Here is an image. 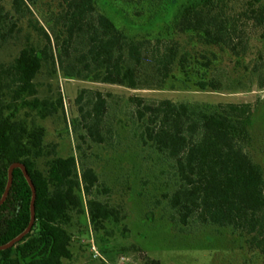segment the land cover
Listing matches in <instances>:
<instances>
[{
	"label": "trees",
	"instance_id": "obj_1",
	"mask_svg": "<svg viewBox=\"0 0 264 264\" xmlns=\"http://www.w3.org/2000/svg\"><path fill=\"white\" fill-rule=\"evenodd\" d=\"M12 1L15 14L32 15L30 6L36 0ZM58 1L62 11L57 22L64 30L51 29L57 54L53 53L50 33L35 19V28L47 41L45 46L38 50L28 45L13 64L8 67L0 64V201L14 163L25 166L36 188L33 228L11 248L0 251V264H64L65 260H71L72 236L67 227L72 223L73 212L79 215L85 212L82 192L87 197L95 229L120 219L116 208L94 198V190L102 185L93 169L82 168L80 172L74 156H57L56 147L44 144V128H29L14 115H6L12 103L19 101L34 109L42 105L38 99L29 102L25 97L36 95L34 81L43 65L50 64L54 72L58 66L66 79L139 90L148 84L142 76L146 68L153 71L154 86L161 88L178 60V51L173 47L164 52L156 47L151 53L148 41L129 38L110 18L97 11L94 0ZM228 1L189 0L178 8L174 28L196 35L206 45H227L237 31L226 14ZM263 2L248 0L243 13L256 26L264 25ZM9 16L7 13L5 18ZM197 87L202 91L218 90L217 84L206 81H198ZM6 94H10L12 103H4ZM82 99L83 94L77 103ZM131 101L135 106L138 142L164 155L175 169L176 189L164 194L173 211L170 219L182 227L231 229L247 237L250 246L260 250L264 258V171L248 152L252 142L251 105L202 107L171 100L147 102L139 97ZM107 110L108 101L101 93L95 94L91 108H79L81 125L98 144L106 141L102 129ZM53 113L54 109L46 104L41 110L43 118ZM42 158L47 159L44 169L38 166ZM32 197L23 171L15 169L9 194L0 205V246L28 228Z\"/></svg>",
	"mask_w": 264,
	"mask_h": 264
},
{
	"label": "rangeland",
	"instance_id": "obj_2",
	"mask_svg": "<svg viewBox=\"0 0 264 264\" xmlns=\"http://www.w3.org/2000/svg\"><path fill=\"white\" fill-rule=\"evenodd\" d=\"M188 1L94 0L97 11L129 38L148 41L151 53L156 47L161 52L168 47L177 49L172 75L161 88L154 86L150 68L142 75L148 84L131 90L92 80L66 79L58 66L54 72L50 64H44L34 81L36 95L25 97L29 102L38 99L42 103L38 109L21 101L12 103L10 94L3 98L5 104L12 103L6 115H14L29 128L45 129L44 144L56 147L57 156H74L80 172L82 168L93 169L102 185L94 190V198L120 212L118 222L108 221L103 228L95 229L82 192L85 212L72 213L67 231L72 236L73 257L64 264H264L260 250L231 229L174 223L170 219L173 211L164 197L177 186L173 164L150 146H143L135 136L134 97L202 107L250 104L253 120L248 152L264 171V25L256 26L243 16L248 0H230L226 14L236 26V34L227 45H206L196 35L174 28L178 8ZM30 9L32 15L20 17L14 12L12 0H0V64L4 67L13 64L24 47L32 45L39 50L47 43L34 26L35 19L50 33L51 47L57 54L51 29L64 30L57 22L62 11L60 2L36 0ZM7 13L10 16L5 18ZM198 81L215 83L218 90L202 91ZM96 93L108 101L102 129L106 141L102 144L88 137L79 111L83 106L92 107ZM81 94L83 99L78 104ZM45 104L54 113L43 118ZM46 160L38 161L40 169L45 168Z\"/></svg>",
	"mask_w": 264,
	"mask_h": 264
},
{
	"label": "water",
	"instance_id": "obj_3",
	"mask_svg": "<svg viewBox=\"0 0 264 264\" xmlns=\"http://www.w3.org/2000/svg\"><path fill=\"white\" fill-rule=\"evenodd\" d=\"M21 169L25 175V178L27 179L29 185L31 186V189H32V193H33V197H32V202H31V221H30V224L28 226V228L21 234L19 235L16 239H14L13 241H11L10 243L6 244V245H3V246H0V251H4V250H7L9 248H11L15 243L19 242L22 240V238L24 236H26L33 228V225H34V222H35V201H36V188L27 172V169L25 168V166L21 163H14L13 165H11V167L9 168V181H8V185H7V188H6V191H5V194L3 196V198L1 199L0 201V205L2 203H4V201L6 200L8 194H9V191L11 189V186H12V183H13V171L15 169Z\"/></svg>",
	"mask_w": 264,
	"mask_h": 264
},
{
	"label": "built area",
	"instance_id": "obj_4",
	"mask_svg": "<svg viewBox=\"0 0 264 264\" xmlns=\"http://www.w3.org/2000/svg\"><path fill=\"white\" fill-rule=\"evenodd\" d=\"M94 250H95V248H94Z\"/></svg>",
	"mask_w": 264,
	"mask_h": 264
}]
</instances>
